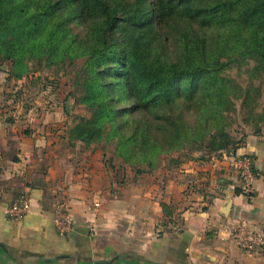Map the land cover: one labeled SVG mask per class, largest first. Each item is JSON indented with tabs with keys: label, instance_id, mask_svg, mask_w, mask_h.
<instances>
[{
	"label": "trees",
	"instance_id": "1",
	"mask_svg": "<svg viewBox=\"0 0 264 264\" xmlns=\"http://www.w3.org/2000/svg\"><path fill=\"white\" fill-rule=\"evenodd\" d=\"M145 1L0 0V62L21 79L30 58L86 57L80 101L94 113L71 138L116 140L138 171L160 167L164 153L235 149L230 113L236 100L252 105L257 89L224 71L253 62L264 76V0ZM166 28L177 33L169 54L155 51Z\"/></svg>",
	"mask_w": 264,
	"mask_h": 264
},
{
	"label": "crops",
	"instance_id": "2",
	"mask_svg": "<svg viewBox=\"0 0 264 264\" xmlns=\"http://www.w3.org/2000/svg\"><path fill=\"white\" fill-rule=\"evenodd\" d=\"M31 112L0 115V190L31 204L20 220L0 211V264H264V250L233 237L241 225L264 230V135L209 160L138 171L116 148L71 149ZM243 156L258 174L252 197L234 166ZM59 202L73 216L66 236L53 226Z\"/></svg>",
	"mask_w": 264,
	"mask_h": 264
},
{
	"label": "rangeland",
	"instance_id": "3",
	"mask_svg": "<svg viewBox=\"0 0 264 264\" xmlns=\"http://www.w3.org/2000/svg\"><path fill=\"white\" fill-rule=\"evenodd\" d=\"M127 1H134L135 5L149 7L145 0ZM160 31L167 36L155 45V51L166 54L173 53L176 31L169 28L160 29ZM147 32L145 31L144 34ZM85 61L86 57L74 61L66 58L57 64L48 65L45 60L40 58H30L29 71L21 79L10 75L11 62H0V115L13 119L15 112L24 114L29 109L32 110V115L37 118L46 117V121L50 123L51 132L61 131L67 135L70 145L73 146L71 149L81 150L84 148V152H86L93 147H104L113 150L116 148V140L96 139L87 145L78 139L71 138V131L82 119H92L94 113L92 107H87L80 101L85 90L83 87ZM252 65L253 62L250 65L234 66L224 71L226 76L235 79L242 87L252 84L257 89L252 105L243 104L241 99L236 100L235 110L230 113L228 130L238 141V144L249 134L264 135V76L260 72L252 71ZM252 106L254 107L252 108ZM106 134L107 132L104 133V135ZM230 149L232 150V148ZM187 152V150H179L164 153L160 156L158 165L160 167L165 165L176 167L191 161L185 160L188 155L197 161H205L203 159L209 160L214 155L220 154L218 152L210 154L208 150L204 149ZM177 161L182 162L177 165ZM134 162L140 164L138 160H134ZM132 167L136 169V166Z\"/></svg>",
	"mask_w": 264,
	"mask_h": 264
},
{
	"label": "built area",
	"instance_id": "4",
	"mask_svg": "<svg viewBox=\"0 0 264 264\" xmlns=\"http://www.w3.org/2000/svg\"><path fill=\"white\" fill-rule=\"evenodd\" d=\"M234 166L238 169L242 192L248 197H252L254 182L258 177L252 159L248 156L240 157L234 161ZM30 207V201L25 195H19L8 201L0 190V211L9 220L23 219ZM53 224L56 231L62 236H66L73 231V216L65 202L57 203ZM233 237L238 246L244 251L262 252L264 250V230H251L241 225L233 230Z\"/></svg>",
	"mask_w": 264,
	"mask_h": 264
},
{
	"label": "water",
	"instance_id": "5",
	"mask_svg": "<svg viewBox=\"0 0 264 264\" xmlns=\"http://www.w3.org/2000/svg\"><path fill=\"white\" fill-rule=\"evenodd\" d=\"M0 246H5L2 242H0Z\"/></svg>",
	"mask_w": 264,
	"mask_h": 264
}]
</instances>
